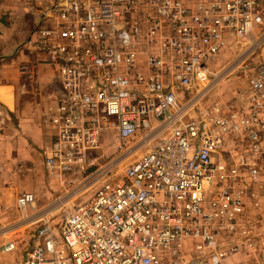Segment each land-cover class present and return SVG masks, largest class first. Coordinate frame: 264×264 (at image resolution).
Listing matches in <instances>:
<instances>
[{
    "label": "built area",
    "instance_id": "1",
    "mask_svg": "<svg viewBox=\"0 0 264 264\" xmlns=\"http://www.w3.org/2000/svg\"><path fill=\"white\" fill-rule=\"evenodd\" d=\"M52 9L39 38L60 83L57 109L42 118L54 131L45 164L56 176L88 174L43 206L20 193L14 219L0 202L1 252L31 229L25 264H264L247 209L259 170L214 160L230 140L258 150L264 60L245 112L201 105L219 55L240 46L245 61L264 47V0H54ZM106 130L121 150L100 162L92 156Z\"/></svg>",
    "mask_w": 264,
    "mask_h": 264
},
{
    "label": "crops",
    "instance_id": "2",
    "mask_svg": "<svg viewBox=\"0 0 264 264\" xmlns=\"http://www.w3.org/2000/svg\"><path fill=\"white\" fill-rule=\"evenodd\" d=\"M53 1L0 0V109L4 112L0 126V176L5 168L11 181L10 185L3 183L5 179L0 177V199L10 209L11 219L16 217L11 208L20 193L34 192L41 205L67 187L66 176H56L45 164V150L53 141L54 131L43 124L42 118L57 109L58 101L53 96L60 83L52 55L40 46L39 38L43 30L54 26ZM239 110L242 111L241 104ZM230 142L237 148L229 154L225 152L227 145L214 156L216 162L221 156L230 155L233 160L229 165L246 159L264 175V131L260 133L258 150L252 149L251 144V150L240 149L238 141ZM250 185L251 191L264 195V184L252 181ZM247 209L254 220V235L264 237V202L248 197ZM27 231L18 235L23 241L17 250L2 253L0 249V264H25L29 252L25 256L24 250L28 245L32 248L36 240L31 229Z\"/></svg>",
    "mask_w": 264,
    "mask_h": 264
},
{
    "label": "rangeland",
    "instance_id": "3",
    "mask_svg": "<svg viewBox=\"0 0 264 264\" xmlns=\"http://www.w3.org/2000/svg\"><path fill=\"white\" fill-rule=\"evenodd\" d=\"M240 46L238 47H231L221 55L213 62L212 69L215 73H219V76L216 79V85L219 83L218 86H220L221 89L218 90V86L213 87L211 91L207 93V96L203 98L201 101L202 107H206L207 109H213L216 110V108L220 107L224 113H231V112H237L241 113L243 112V107L248 104V97H249V87H250V79L252 76V72L257 66V64L260 61L264 60V47L260 48L254 55H252L249 59L242 61V59L239 57V54L241 52ZM222 83V84H221ZM235 84H237L235 86ZM240 104L242 107V111L239 110ZM116 133L114 130H106L104 132V139L102 141L101 147H99L93 154L92 157H95L96 159L99 158L100 162L105 159H109L112 156L116 155L120 152L119 142L115 138ZM250 143H243V145H240V149H250ZM229 148L225 149V152L232 153L234 152V148H237L236 145H232L231 142L229 143ZM248 146V147H247ZM253 148V145H252ZM252 160H254V157H250ZM233 160L230 156H221V159L217 161L219 167L223 169V167L227 168L229 166V162ZM263 161V167H264V159H261ZM234 163V162H233ZM251 164V162H249ZM4 164V163H2ZM1 164V166H2ZM5 173L4 175L0 176L3 177V183H9L10 185V177L6 176L8 174L7 169L4 168ZM88 173H81V174H73V175H65L64 178L66 179V183L68 186L70 179H75L76 183L83 177L87 176ZM251 175L245 176V182L250 183ZM7 177V179H6ZM63 178V176H60ZM260 184H264V175H260ZM8 185V186H9ZM71 186V185H70ZM72 187V186H71ZM70 188V187H69ZM92 189L89 191H86L82 196H80L81 199L87 197L92 193ZM63 192V191H62ZM61 192V193H62ZM61 193H58L55 198L47 201L45 204L50 203L52 200H55L58 198ZM258 200H261L264 202V195H260L258 197ZM0 202L4 203L3 200L0 199ZM41 204V206L45 205ZM65 207L63 209H54L52 214L56 218V220L62 219V213L64 211ZM260 240H264L263 237H260ZM31 249L30 245L26 247L24 250V255H27V252H29ZM234 261V259H233ZM232 259L230 264L233 263ZM10 263V261H8Z\"/></svg>",
    "mask_w": 264,
    "mask_h": 264
}]
</instances>
